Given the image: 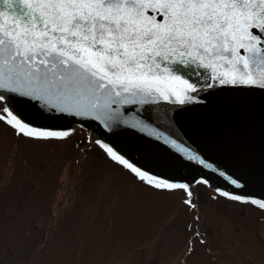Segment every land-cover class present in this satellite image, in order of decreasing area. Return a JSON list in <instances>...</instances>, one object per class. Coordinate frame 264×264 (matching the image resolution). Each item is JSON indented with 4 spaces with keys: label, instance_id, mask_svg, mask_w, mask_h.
Wrapping results in <instances>:
<instances>
[{
    "label": "snow or ice",
    "instance_id": "6c2138e0",
    "mask_svg": "<svg viewBox=\"0 0 264 264\" xmlns=\"http://www.w3.org/2000/svg\"><path fill=\"white\" fill-rule=\"evenodd\" d=\"M229 85L264 88V0H0V121L17 135L53 141L75 131L22 118L17 108L27 101L15 98L26 97L53 120L138 130L241 188L243 177L183 142L173 116L200 93ZM88 139L149 189H181L195 206L188 182L157 174L107 137ZM192 183L211 186L204 176ZM214 193L264 219V198L224 187Z\"/></svg>",
    "mask_w": 264,
    "mask_h": 264
},
{
    "label": "rangeland",
    "instance_id": "374dc122",
    "mask_svg": "<svg viewBox=\"0 0 264 264\" xmlns=\"http://www.w3.org/2000/svg\"><path fill=\"white\" fill-rule=\"evenodd\" d=\"M70 127L37 141L0 121V264H264L257 208L192 173L162 175L188 182L194 207L181 189L155 192L89 142L91 127Z\"/></svg>",
    "mask_w": 264,
    "mask_h": 264
},
{
    "label": "water",
    "instance_id": "95a60500",
    "mask_svg": "<svg viewBox=\"0 0 264 264\" xmlns=\"http://www.w3.org/2000/svg\"><path fill=\"white\" fill-rule=\"evenodd\" d=\"M200 97L199 101L179 106L173 112L175 130L183 142L206 160L234 178L243 177L241 188L231 185L225 177L212 170L188 161L162 141L128 126L110 131L92 119L53 120L50 117L54 113H49L38 102L26 97L17 96L15 99L27 101L17 108L25 120L38 126L62 123L69 126L72 122L90 125L103 138H109V142L115 141L134 161L158 174H199L229 191L264 198V125L259 128L255 123L256 114L264 117V88L217 86L200 93ZM113 132L120 135L114 136Z\"/></svg>",
    "mask_w": 264,
    "mask_h": 264
},
{
    "label": "bare ground",
    "instance_id": "6f19581e",
    "mask_svg": "<svg viewBox=\"0 0 264 264\" xmlns=\"http://www.w3.org/2000/svg\"><path fill=\"white\" fill-rule=\"evenodd\" d=\"M256 119H255V123H256V125H257V127H259V128H261V126H263L264 125V117L263 116H261V115H257L256 114V117H255ZM214 147H215V145H213ZM218 149V148H217ZM221 148H219V150H220ZM210 156H212L214 159H215V157L213 156V155H211L210 154Z\"/></svg>",
    "mask_w": 264,
    "mask_h": 264
}]
</instances>
